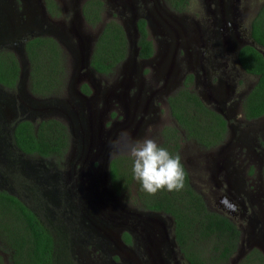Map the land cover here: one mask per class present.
<instances>
[{
  "label": "flooded vegetation",
  "instance_id": "obj_1",
  "mask_svg": "<svg viewBox=\"0 0 264 264\" xmlns=\"http://www.w3.org/2000/svg\"><path fill=\"white\" fill-rule=\"evenodd\" d=\"M43 1L45 11L53 17L47 10L46 1ZM86 1L82 3L81 8ZM113 1L115 2L114 7L116 11L122 14L125 18H128L130 14L133 16L134 14L140 13L138 15L137 23L139 19H145L148 23L146 16L150 13L156 12V0H131L130 4L125 6H123L119 0ZM199 1L204 8V13L201 11L197 22L194 21V17H197V10L192 13L194 15L192 19L189 16L190 5L192 3L189 5V10L182 13L190 17V19L188 18L189 21H194L196 26H198V34L193 32V28L188 29L189 32H193V34L196 35L195 39L191 40L192 42L186 43L184 47H180V49L183 50V57L185 59L188 57L186 71H181L176 84V89L171 93L165 94L163 92L162 94H155L159 97L162 103L166 104V107L168 108L167 112L172 120L171 125L168 126H176V128H178L177 121L171 115L168 99L175 93L176 90L180 88L188 75H193V87L198 93L200 99L206 106H208L216 114L220 115L225 124H219L217 126L210 124L207 128L210 130V133H206L209 141H212L213 138L219 140V143L216 145L208 146L206 143L202 144L195 139L181 140L182 148H190L193 152V156H187L186 159L190 163L195 164L198 168L201 166L202 169L205 170V175L207 169L210 170V173L208 174V182L214 188L212 193L224 192L221 197L225 200H220L219 203L224 202L226 204L229 209V214L223 210V206L212 208L218 209L217 211L219 213L228 216L242 231L241 236L244 231H248L250 232L252 240H257L261 243L264 241V220L262 219L264 212L261 214L259 212H261L262 209L259 212L255 209L254 203L256 196L254 193H251V189H248L244 182L242 183V180H239V167L244 164L247 159L251 158V156H254L256 151L264 154L262 153L264 152V115L255 119H248L244 114L243 101L255 84V82H248V80L256 77L248 75L241 68L239 64V54L243 47L247 45L254 46L255 42L251 39L252 21L264 3V0ZM206 4H209L210 7L207 8ZM105 5L107 6V2H105ZM83 20L87 23L85 18H83ZM101 25H103V22H101L98 26ZM89 26L92 28L91 25ZM33 37L35 36L25 35L21 38V41L25 45L26 42ZM95 40L96 39L93 40L94 43L91 53H93L95 48V43L97 41ZM138 40L139 33L136 30L135 45L139 51ZM179 41L184 42L183 39H179ZM58 44L60 45V43ZM254 47L258 50L261 48L256 45ZM24 48L25 46L22 48V52L24 51ZM237 48L239 50L238 54H236ZM2 50L15 53L18 49L17 47L12 48L5 45L0 47V51ZM153 57L154 55L149 59H142L139 57L138 52V56H135V62H149L153 59ZM83 59L88 58L84 57ZM20 63L24 66V68H27L25 73L26 78L27 74L30 72V62L29 60H21ZM129 63H132V61H129L127 56L126 60L117 66L116 72H118V69L121 67H127L129 69L131 67ZM21 65L16 90H7L5 87L0 85V110L7 109V111L5 110V114L1 113L3 117H1L0 120V178H2V180H0V189L7 190L13 196L21 199L25 202V204L37 211L44 223L51 228L52 231L57 232V235H59L57 238L59 240H62L60 237L61 235L64 236L67 241L65 247L67 255L65 252L61 251L57 256L58 264H85L83 247L87 246V238H90L88 235L89 231L87 230L92 227L93 230L96 228L94 226L96 221L95 213H105L104 219H106L110 213L118 211L115 206L113 207L111 204L105 202L109 200V196L106 191L102 194H96L95 192H89L83 188L80 189V185L87 180L86 173H77V177L70 176L71 169H77L84 164V161H86L90 155H93L95 146L89 144L91 141L88 140L87 137L84 141L82 139L77 144L74 138L76 134H73L71 131L72 134L70 135L69 132V139L74 142L76 147L71 148V150L66 152L65 155L67 154L68 156L72 150H77L78 146L80 156L68 159L64 156L60 163L56 162L55 158H43L27 155L13 143L12 135L16 126L21 121L27 120L23 117L26 112H24L23 107L24 98L19 94V90L22 85L20 82V79L22 78ZM145 69L149 68L146 67ZM115 74L117 75V73ZM148 74H150V70ZM78 76L80 78L86 76V79L91 85L90 87L88 84L91 90L89 95L85 94L82 90V86L84 84L79 85L78 90L82 95L92 96L91 88H93L94 90H98L99 93L105 92L106 96H109L107 89H102L101 86L103 84L97 79L98 77L102 78L103 76L93 70L87 62H82ZM129 76L130 80L127 81L126 79L128 74L124 73L123 77H121L119 81L114 84V86H116V96L121 95V90L126 89L129 82H133L132 88L137 89L139 76L132 71H129ZM26 89L28 90L27 87ZM154 89L155 87L152 91ZM30 93L29 97L32 96L38 99L46 97V101L56 96V94L49 95L48 97L35 95L31 92V89ZM146 102L147 103L144 102V104L137 103L138 107H134L135 104L131 103L130 112L134 117H136V120L142 127L141 132H139L140 136H142L143 133L145 134L146 130L151 127L152 135L149 134L151 138L157 139L159 136L161 138V136L163 137L162 133L167 126L164 124L159 127L160 116L155 113V110L149 102ZM27 103L29 104V109L30 103ZM59 108L61 107L53 108L50 112L54 113ZM51 116L52 114L45 117L37 116L35 121L31 122L38 124L39 121L55 119ZM166 118L168 120V115ZM87 129H89V127H87ZM181 133L184 134L185 132L181 130ZM182 153L183 151L181 149L180 154ZM256 164L260 163L252 162V159H250L246 162V167ZM47 177L48 180H46ZM249 177L251 178V176ZM44 179L52 185L49 186L50 188L48 189L54 190L56 187V189L58 188L61 191L69 190V194L71 195L68 194L67 200L64 199L62 201L60 205H64L62 210H60L61 207H47V204L50 203L49 201L51 200L50 198L49 200L45 199L46 197L44 195L42 196L40 191L41 189H38L39 187L37 186V184L43 182ZM252 179H254V177ZM259 179L264 180V178ZM203 181L207 183V178ZM191 184L193 185L192 180ZM25 186H27L26 189H23ZM61 194H64V192ZM61 194L59 190H57V197H51V199H59L58 197ZM39 199L44 200V205H42V207H39L41 205ZM34 201H38V203H35ZM72 206L74 207L72 208ZM135 208L138 209V212L156 213V217L153 221V225L150 226L149 229H143L142 227L141 231L133 226H130L127 230L122 232V246H120L122 252L135 251L137 264L184 263L183 257L179 254V251L177 250L178 252L176 253V250L174 249L176 246L174 243L175 235L173 219L170 216L163 215L159 212L145 211L137 207ZM161 215L166 217L168 222L170 221L171 223H167L165 221L166 223L164 222L163 224V222H160L162 220L159 219ZM57 224L60 226H57ZM125 233H128L131 236L130 242L124 239ZM108 249L109 251L107 250L104 252L106 255L111 254L112 249ZM75 250L78 252L75 253ZM0 252H3L1 248ZM178 257H180L179 260ZM60 259L61 261H59ZM97 261L101 264V260ZM102 261H104L102 264H107L108 262L103 259ZM7 262L9 264L8 258ZM111 263L118 264L116 259H112Z\"/></svg>",
  "mask_w": 264,
  "mask_h": 264
},
{
  "label": "trees",
  "instance_id": "obj_2",
  "mask_svg": "<svg viewBox=\"0 0 264 264\" xmlns=\"http://www.w3.org/2000/svg\"><path fill=\"white\" fill-rule=\"evenodd\" d=\"M45 1L53 17L62 16L57 0ZM165 3L171 11L182 14L189 10L191 0H165ZM105 9L104 0H87L82 13L89 25L97 27L103 22ZM137 27L139 57L149 59L154 55V45L149 38L146 20L139 19ZM251 39L264 49V3L252 21ZM25 48L31 65V92L39 96L62 92L68 68L58 42L53 37L38 36L28 40ZM128 53L126 31L121 23L111 19L104 24L95 43L91 67L103 77H109L116 73L117 66L126 60ZM239 64L245 73L256 77L243 101L244 114L248 119L261 117L264 115V56L256 47L247 45L241 49ZM19 74L20 65L15 54L0 51V85L7 90H16ZM193 78L188 75L169 97L171 115L178 128L167 126L160 143L173 156L180 158L181 140L195 139L208 146L216 145L219 140L213 138L209 141L206 133L210 130L207 128L210 124H225L222 117L200 99L193 87ZM82 90L85 94L91 93L87 84ZM181 130L185 133L182 134ZM12 140L25 154L55 158L58 163L63 160L70 142L68 128L58 119L43 120L38 124L23 120L16 126ZM181 162L185 172L183 189L149 196L133 178L131 158L118 156L110 164L111 188L122 203L133 202L134 207L173 219L175 240L186 264H230L240 246L241 230L228 216L208 208L202 195L191 184L182 159ZM57 237V232L44 223L37 211L7 190L0 189V248L7 255L9 264H58V254L63 251L67 255V241ZM124 239L130 242L131 236L125 233ZM0 264H3L1 257ZM239 264H264V254L253 249Z\"/></svg>",
  "mask_w": 264,
  "mask_h": 264
},
{
  "label": "rangeland",
  "instance_id": "obj_3",
  "mask_svg": "<svg viewBox=\"0 0 264 264\" xmlns=\"http://www.w3.org/2000/svg\"><path fill=\"white\" fill-rule=\"evenodd\" d=\"M7 1H8L7 3L8 6L6 7L17 13L18 15L17 19L21 20L22 18H24L25 15L24 1L23 0H7ZM84 1L86 0H57L59 6L62 9V16L60 18L49 17L46 20L47 23L45 24V28L48 27L49 29L48 35L54 36L55 38L54 37L53 38L58 43H60L61 48L66 56V60H67L66 64L68 68L66 86L64 87L62 92L56 94V96L52 97L47 102L52 103V105L57 103L58 105L62 106L61 108L57 109L52 114L51 117L58 119L64 125H66V127L70 132V135L72 133L76 134L74 138L77 144L82 139L84 141L86 137L91 142H95V147H94L95 149L93 151V155H90L87 161H85V163L82 164L77 169H71L70 176L77 177V173H86L87 180L82 185H80V188L95 193L100 191L102 192L105 190L109 196V200L105 202L111 204L112 200L110 199V197L112 198L114 195L112 193L111 186L110 188L108 186V176L106 173V166L108 165L109 161H113V159H115L116 157L121 155H125V156L128 155L126 153V149L123 148L120 149L119 154H111L113 150L110 142L115 141L117 137L120 135L122 130H126L128 133H130L133 139L143 138L146 134L152 135V132L151 133L146 132L145 134L143 133L142 136H140L139 132H141L142 127L140 123L136 120V117L130 114L131 103L135 104L134 107H138L137 103L144 104V102L147 103L146 101H148L149 104L155 110V113L160 116L159 127H161L164 124L166 126L171 125L172 120L167 112L168 108L166 107V104L162 103L159 97H157L155 94V93L162 94L163 92L165 93L167 89L164 80L160 76L161 73L159 72V69L180 70L185 72L186 65L188 64V57L186 59L183 57L182 55L183 50H181L180 48L168 49L167 43L170 41V39H168L167 31L160 28L158 24H155L154 28L148 27L149 38L154 45L153 60L144 63H141L140 61H136L134 65L132 64V66L135 68L134 70L136 72L135 74L139 76L137 89L132 88L133 82H129L127 88L121 90V95L116 96L115 94L116 86H114V84H116L119 81V79L123 77L124 73H127V69L121 67L120 69H118V72H116L117 75L113 74L109 77L97 78L103 84L101 88L107 89L109 93L108 97L106 96L105 92L99 93L98 90H94L93 88H91L92 99L90 101L84 99L83 97L80 96L78 87L79 85H83V84L90 85V82L86 79V76H83L82 78L78 76V73L80 72V67L82 66V61H80L77 55V48H80V41L78 40V38L79 36L84 34L87 38H90L86 43L87 44L90 43L92 47L94 41H91V39L97 37L100 30V26L91 28L84 20L80 19L78 7H80ZM104 1L107 2V6L104 13L103 23H106L111 19H115L122 25L126 24L127 26H129L128 31L131 36V39L134 40V35H135L134 28L131 24L126 22L127 19L122 14L116 11L114 7L115 2L113 0L112 1L104 0ZM191 3L192 4L190 5L189 16L192 19L194 16L192 13H194L197 10V17L195 16L194 17L195 20L193 19L195 22H197L198 17H200L201 11L204 13V8L200 4L199 0H191ZM14 54L20 63L19 54L17 52ZM146 67H148L149 69H145ZM149 70H150V74H148ZM21 71L23 78L21 81L22 85L20 87L21 88L20 95L23 98L25 97L28 98V96L31 94L30 75L28 73L27 77L25 78V73L27 71V68H24L23 65H21ZM249 81L254 83L256 81V78H250L248 82ZM26 87L28 88L29 91L26 89ZM154 87L157 90L154 89L152 91ZM70 96L75 98L74 103L60 102L61 100H66ZM41 99L44 101L46 97H43ZM23 107L26 111L25 114L23 115V117H25V115L28 114L29 112L26 100L25 103L23 102ZM5 110L7 111V109L0 110V120L1 117H3L1 113L5 114ZM167 115H168V120L166 118ZM83 121L84 123H86L87 127H89L88 135H86L87 132H85L86 131L85 129H87V127L85 124L82 123ZM162 139L163 137L161 136L160 138L159 136L155 140L157 141L158 144H160L162 142ZM74 147H76L74 142L70 140L69 148L67 152H69V150H71V148ZM182 151L183 153L181 154L182 156L181 158L187 170L189 171V174L191 175L193 186L202 195L208 208L212 211L218 212L217 211L218 209L212 207L223 206L222 207L223 210L226 211L227 214H229V209L227 208L226 204L224 202L219 203L220 200L221 201L225 200L222 199L221 197L223 196L224 192L212 193L214 188L208 182V174L210 173V170L207 169L205 175V170L202 169L201 166L198 168L195 164L187 161L186 159L187 156H193L192 149L190 148L185 149V147H183ZM183 154H184V159H183ZM79 156H80V152L78 146H77V150L75 151L72 150L70 154H68V156L67 154L65 155L66 159L79 157ZM250 159H252V162H259L260 164L250 165L249 167H246V162ZM239 170H240L239 180H242V183L244 182V184L247 185L248 189H251V193L255 194L256 200L254 203V207L256 210H258V212L262 209V211L259 212L262 214L264 212V180H260L259 178H264L263 176L264 154H261V152L256 151V154H254V156H251V158L247 159L244 162V164H242L239 167ZM249 176H251V178ZM253 177L256 180L252 179ZM206 178H207V183L203 181ZM0 180H2V178H0ZM37 186L39 187L38 189H41L40 191L43 196L44 190H46V188H50L49 186L52 185H50V183L46 182L44 179L43 182L37 184ZM56 190H59L60 194L63 192L64 194H61L58 197L59 199L49 201L50 203L47 204V207H53V208L61 207L60 210H62V207L64 205L63 206L60 205L64 199L67 200L69 190L61 191L58 188ZM72 200L74 201L73 198ZM34 202L38 203V201L37 202L34 201ZM131 203L127 202L124 205H122L123 203L120 204L123 214H127L125 212L128 213L138 212V209H136L134 205ZM40 204H41L40 206L38 204L39 207H42V205H44L43 199L40 200ZM73 207L74 206H72V208ZM134 218L135 217L132 216V219ZM159 219H162L160 222H163V224L165 221L167 223H171L170 221L168 222L167 218L162 215L160 216ZM262 219L264 220V215ZM123 223H127V222L124 221ZM130 224L133 226L132 223ZM57 226L60 225L57 224ZM120 226L121 227L116 226V223L112 225L111 227L112 229L110 231L111 238L110 235H106V232H104L103 230H99V231L93 230V227L87 230L89 231L88 235L90 236V238H87L88 239V242L86 244L87 246L83 247L85 264H99L97 260H101V264H102L104 262L102 261V259L108 261L107 264H112L111 263L112 259H116L118 264H130V263L137 264L135 258L136 257L135 251L122 252V250L120 249V246H122V231L125 227L123 225ZM135 226L133 227L142 231L141 224H136ZM60 237L62 240L64 239L63 235H61ZM114 238L115 240H113ZM77 242L80 243L79 241ZM108 248L112 249L110 255H106L104 253L107 250L109 251ZM174 249L176 250L177 253L178 248L176 249V247H174ZM253 249H259L262 253L264 252L262 244H260V242H258L257 240H252L250 232L244 231L241 236V242L238 248V252L235 254V256L232 257L230 264H232L236 256L241 254L242 258L237 263L239 264L240 261H242L244 257ZM77 252L78 251L75 250V253ZM179 254L181 255V253ZM0 257L3 259V264H8L7 255L4 252H0ZM179 259L180 257H178V260ZM59 261H61V259ZM183 262L184 263L182 264H186L184 259Z\"/></svg>",
  "mask_w": 264,
  "mask_h": 264
},
{
  "label": "water",
  "instance_id": "obj_4",
  "mask_svg": "<svg viewBox=\"0 0 264 264\" xmlns=\"http://www.w3.org/2000/svg\"><path fill=\"white\" fill-rule=\"evenodd\" d=\"M23 1L25 3V6H24V14L25 15H24V18H22L21 20H18L17 19V17H18L17 13L6 7V6H8V4H7L8 1L7 0H0V47L5 46V45H8L12 48L17 47L18 50H16L15 53L17 52L19 54L20 61L21 60L27 61L28 57H27V53L25 52V48H24V51L22 52V48L25 45H24V43H22L21 38L25 35L26 36L30 35V36H35V37L48 35L49 29H48V27L45 28V24L47 23L46 22L47 18H49V17L51 18V16L45 11L43 0H23ZM108 1H112V0H108ZM119 1L122 3L123 6L130 4V2H131V0H119ZM206 6H207V8L210 7L209 4H206ZM223 6H224V4H223ZM78 8H79L80 19L83 20L84 16L82 13V8H81V6ZM155 11H156L155 13H150L149 15L146 16V18L148 20L147 25H148V27L154 28L155 24H158V26L160 28L167 31L168 39H170V41L167 43L168 49L169 48L170 49H175V48L179 49L180 47H184V45L186 43L192 42L191 40L195 39L196 35L193 34V32L198 34L197 33L198 26H196V23L194 21H189L190 17H188L185 14H178V13L171 11L166 6V3L164 0H156ZM139 14H134L133 16L130 14L128 16V18H126L127 19L126 22L131 24L134 28V33H135L134 40L131 39V36L129 34V31H128L129 26H127L126 24L123 25V27L126 31V36L128 38V42H129L128 59H129V61H132V63H129V65H131V67L129 69L127 67H124V69H127V74H128V77L126 79L127 81L130 80L129 71L136 73L134 71L135 68L132 66V64L134 65L135 56L136 55L138 56V52H139L138 49L136 48V45H135L136 30L138 31L137 20H138ZM103 27H104V23H103V25L100 26L99 34L101 33ZM189 28H193L194 31L189 32V30H188ZM99 34H98V36H99ZM48 36H52V35H48ZM98 36L91 39V41H93L94 39L97 40ZM52 37H54V36H52ZM89 39L90 38H87L84 34L79 36L78 40L80 41V48H77V55H78L80 61H82L83 63L87 62L89 64V66L91 67V57L93 54V53H91L92 47H91L90 43L89 44L86 43V42H88ZM179 39H183L184 42H180ZM255 45L256 44L254 43V46ZM259 50L264 56L263 49L259 48ZM238 53H239V50L237 48L236 54H238ZM84 57H87L88 59H83ZM142 63H144V62H142ZM29 71H30V68H29ZM159 72L161 73L160 76L164 80L165 85L167 86L165 93L166 94L171 93L173 90L176 89V84L178 82L181 71L180 70L159 69ZM22 78L20 79V82L22 81ZM20 92H21V90H19V94H20ZM79 94L81 97H83L84 99H87L88 101H90L92 99L91 96L82 95L80 92H79ZM25 100H26V102L30 103V108H29L30 111L28 112V114L25 115L24 118H26L27 120H30V121H35L37 116H40V117L49 116V115L53 114L52 112H50L51 109L56 108V107H62V106L58 105L57 103L52 105V103L47 102L46 100L43 101L40 98L38 99V98H34L32 96H30V97L28 96V99H27V97H25L23 99L24 103H25ZM60 102L61 103H72V102H75V98L70 96L66 100H61ZM27 105H29V104L27 103ZM48 110H49V112H48ZM24 112H25V109H24ZM130 114H131V112H130ZM83 124L86 125V123H83ZM86 127H87V125H86ZM85 130H86L85 132H87V135H88L89 129H85ZM89 144H92L95 146V142H90ZM111 162L112 161H109L108 165L106 166V173L108 176L109 188L111 186V182H110L111 181V178H110V164H111ZM84 163H85V161H84ZM46 180H48V177L46 178ZM54 190L47 188L44 191L43 195L45 197H47L48 200H49V198H50V200H56V199H51V197L52 198L57 197L56 187L54 188ZM104 191L97 192L96 194H102ZM112 193L114 196L112 198L110 197V199L112 200L111 205L113 207L115 206L117 208L118 212L110 213V215L106 219H104L105 213H99V214L95 213V215H96V221L94 223V226L96 227L95 230H98V231L103 230L104 232H106V235H110V238H111V233H110V231L112 229L111 227L115 223H116V226H118V227H121L120 225L125 226L123 231L127 230V228L132 226L130 223H132L133 226H135L136 224H141L143 229H149L150 226L153 225V221L156 217V213L152 214V213H147V212H133V213L125 212L127 214H123L122 208L120 206V204H122V202L120 200H117L118 198L115 196L113 190H112ZM122 205H124V203ZM132 216H134L135 218L132 219ZM124 221H126L127 223H123ZM121 223H123V224H121ZM113 240H115V238ZM174 243H175V246L178 248V245H177L175 239H174ZM260 244H262V247L264 249V241L261 242ZM178 251H179V253H181L179 248H178ZM263 254H264V252H263ZM181 256L184 258V256L182 254H181ZM241 258H242L241 254L236 256L235 259L233 260L232 264H237Z\"/></svg>",
  "mask_w": 264,
  "mask_h": 264
},
{
  "label": "clouds",
  "instance_id": "obj_5",
  "mask_svg": "<svg viewBox=\"0 0 264 264\" xmlns=\"http://www.w3.org/2000/svg\"><path fill=\"white\" fill-rule=\"evenodd\" d=\"M149 127L146 132L151 133ZM111 154H119L126 149L132 160V175L140 188L149 196L161 191L175 192L184 187L185 172L180 156H173L165 147L157 143L150 135L133 139L126 130H122L115 141L110 142Z\"/></svg>",
  "mask_w": 264,
  "mask_h": 264
}]
</instances>
